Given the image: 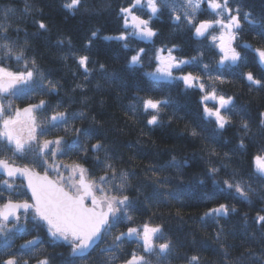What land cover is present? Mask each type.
I'll return each instance as SVG.
<instances>
[{"label": "snow or ice", "instance_id": "1", "mask_svg": "<svg viewBox=\"0 0 264 264\" xmlns=\"http://www.w3.org/2000/svg\"><path fill=\"white\" fill-rule=\"evenodd\" d=\"M61 7L73 17L87 10L84 0H63ZM31 11L32 6L25 0L23 13L29 15ZM164 15L174 31L188 36L194 54L186 55L179 44L159 40L156 23ZM13 17L19 20L16 9L0 7V264H29L33 259L35 264H51L53 257L41 251L46 242L51 247L69 249L71 259L67 264H87L98 248L102 264H115L117 260L122 264H153V258L164 264L175 254V244L162 224L136 218L143 194V185L132 183L137 173L124 166L126 161L112 150L99 128L75 126L77 122L96 124L94 116L83 108L69 112L70 105L62 99L52 101L60 97L63 84L45 74L31 49L28 33L22 41L19 39L20 28L14 27ZM117 18L118 34L106 35L95 28L81 50L74 47L71 38L57 40L55 46L62 51L59 59L66 67L67 61L73 60L79 73L74 71L73 77L83 81L74 83L71 92L85 94L97 72L109 80L122 79L109 75L104 63L91 58L96 41L116 42L123 51L126 71L140 74L146 85L135 88L125 116L152 131L163 127L164 114L176 107L171 91L195 96L199 123L189 135L207 141V177L220 194H227L226 199L250 204V197L257 194L250 181H258L264 188V144L256 143V133L238 110L236 96L225 93L221 86L240 81L249 91H264V47L237 42L245 25L264 40V23L244 11L237 0H126L119 6ZM34 23L38 31L33 35L49 31L42 19ZM206 51L212 53L207 60ZM242 52L252 54L251 63ZM145 62L151 71L144 70ZM254 66L260 69L259 77L252 70L245 71ZM96 88H100L99 83ZM88 99L83 95L80 102L87 106ZM208 101L213 102L211 107ZM171 119L168 117V123ZM209 128L211 135L203 136ZM229 130L236 131L241 154L248 148L245 138L256 148L250 156L247 179L236 169L225 172L226 178L217 179L221 168L229 165H214L212 157L219 154L210 145L218 143ZM258 131L264 137V112L260 113ZM223 158L230 160L227 152ZM187 164V159L177 160L172 155L167 164L146 168L157 187L152 196L144 197L145 207L158 204L159 197L179 201L178 192L159 190L171 184L168 177L161 176L167 169L179 174ZM199 183L204 184V180ZM215 198L216 193L202 197L206 202ZM236 212L234 204L218 203L208 207L200 219L219 225L220 220ZM254 223L264 236V215L257 213ZM223 235L221 227L215 236L218 243ZM24 236L32 238L14 250L15 239ZM102 243L106 246L100 248ZM125 244L136 245V250L124 258L114 255ZM221 249L224 264H242L245 258L264 264V256L250 250L247 257L233 260L223 243ZM200 260L198 255L187 256L186 264H200Z\"/></svg>", "mask_w": 264, "mask_h": 264}, {"label": "trees", "instance_id": "2", "mask_svg": "<svg viewBox=\"0 0 264 264\" xmlns=\"http://www.w3.org/2000/svg\"><path fill=\"white\" fill-rule=\"evenodd\" d=\"M244 11L251 12L253 17L264 23V0H237ZM32 6L29 15L23 13L25 0H0V7L10 6L16 9V17L12 18L14 27L20 28L19 39L25 38L28 33L32 51L38 57L41 68L50 78L59 79L63 84L60 97H53L52 101L63 100L69 112H76L82 108L96 118L97 123L91 121L76 123V127L99 128L105 141L109 143L112 150L119 154L129 171H135L137 176L133 179L134 186L143 185L138 204L139 212L135 213L136 218L148 220L153 223L162 224L167 237L175 244V254L164 264H186V257L198 255L201 257L200 264H224L222 259L221 243L229 251V255L235 260L236 257L249 255V250L258 256H264V236L261 235L260 228L254 223L257 213L264 215V188L261 183L250 181L256 188V195L250 197L251 203H244L231 197L225 198L227 194H220L211 179L206 175L208 168V153L204 150L207 141L199 138H192L189 130L199 123V113L197 98L195 96L185 97L179 90L169 93L176 107L168 109L164 114L165 124L163 127L149 131L140 121L133 123L125 116V109L130 103V97L135 94L137 86L145 87L140 74H129L126 71V62L122 49L116 42L96 41L92 50L91 58L99 63H104L109 75L115 74L122 77L121 80H109L102 74L95 73L93 80L87 84V92L81 94L71 92L74 83L83 82L73 77V72L77 71L74 61L69 59L67 67L59 59L62 51L55 45L58 39L71 38L72 44L77 50H81L84 42L89 38V33L95 28H100L106 35H116L119 27L117 11L120 5L126 0H84L87 10H82L76 16L65 14L61 5L63 0H28ZM40 9L42 11H36ZM42 19L49 28L43 35L35 36L38 29L34 20ZM159 30V40L164 42H174L185 50V54H194L193 45L189 42L188 36L182 31H174L171 21L167 15L160 18L156 23ZM159 40L157 47L160 46ZM238 43H251L254 47H264V40L255 34L253 29L245 25V31ZM170 46V44H169ZM66 50V49H65ZM242 54H245L242 52ZM212 53L205 52V59H209ZM252 54H245L249 63ZM13 68L16 66L11 65ZM146 71L152 68L145 62ZM247 70H252L259 77L261 72L259 67L254 66ZM77 75H79L77 71ZM100 88H96V84ZM222 90L236 96L238 110L246 119L254 133H256V143L264 144V137L258 131L260 113L264 112V91H249L244 83L236 81L232 84H224ZM83 95L89 97L87 106L80 101ZM74 101V102H73ZM27 103V102H25ZM212 101H208L209 107ZM168 117H172L168 123ZM238 119V117L234 118ZM212 129L209 128L203 136H210ZM94 142V141H93ZM239 140L235 130L227 131L223 138L210 146L215 147L218 156L212 157L216 167L221 164H228V168H221V173L217 179L224 176L225 172L238 170L247 179L250 173V156L256 148L245 138L247 151L241 154L238 150ZM129 145H132L130 148ZM227 152L230 160H225L223 154ZM175 155L177 160L187 159L188 164L178 174L175 169H167L161 176L168 177L171 184L165 188H160L161 192L176 191L179 193V201L171 198L159 197V203L153 202L145 207V196H152L157 187L152 183L151 174L146 172L150 165L167 164ZM68 162V161H67ZM88 166V165H86ZM203 179L204 184L199 180ZM216 198L212 202H206L202 197L213 195ZM218 203L234 204L237 212L227 220H220L219 225L211 220L201 222V216L208 207L216 206ZM141 213L143 215H141ZM245 214L247 215V225H245ZM223 228V238L220 243L215 236L220 228ZM123 230V229H122ZM43 236V233H40ZM31 236H24L15 239L14 250H19V246ZM45 240L47 238L45 237ZM111 243V241H107ZM106 244H100V248ZM131 250H136V245H128L120 249L114 255L124 258ZM41 251L53 257L51 264H67L71 259L69 249L66 246L51 247L46 242L42 245ZM99 248L93 253L87 264H102V258L98 256ZM39 255V253H37ZM122 260L115 261L121 264ZM29 264H35L31 260ZM153 264L159 262L153 258ZM242 264H255L254 261L245 258Z\"/></svg>", "mask_w": 264, "mask_h": 264}, {"label": "rangeland", "instance_id": "3", "mask_svg": "<svg viewBox=\"0 0 264 264\" xmlns=\"http://www.w3.org/2000/svg\"><path fill=\"white\" fill-rule=\"evenodd\" d=\"M17 104H19V106H24V104H21L20 102H17ZM65 162H67V161H65ZM109 241H111V240H109Z\"/></svg>", "mask_w": 264, "mask_h": 264}]
</instances>
